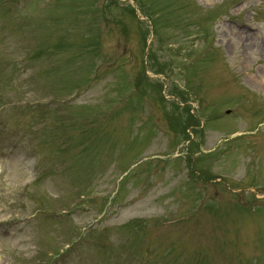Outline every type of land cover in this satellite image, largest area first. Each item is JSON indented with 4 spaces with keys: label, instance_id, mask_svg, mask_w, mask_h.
Here are the masks:
<instances>
[{
    "label": "rangeland",
    "instance_id": "obj_1",
    "mask_svg": "<svg viewBox=\"0 0 264 264\" xmlns=\"http://www.w3.org/2000/svg\"><path fill=\"white\" fill-rule=\"evenodd\" d=\"M251 187L264 0H0V264H264Z\"/></svg>",
    "mask_w": 264,
    "mask_h": 264
}]
</instances>
